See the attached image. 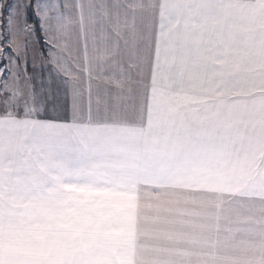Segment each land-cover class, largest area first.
<instances>
[{
    "label": "snow or ice",
    "instance_id": "6c2138e0",
    "mask_svg": "<svg viewBox=\"0 0 264 264\" xmlns=\"http://www.w3.org/2000/svg\"><path fill=\"white\" fill-rule=\"evenodd\" d=\"M0 264H264V0H0Z\"/></svg>",
    "mask_w": 264,
    "mask_h": 264
}]
</instances>
